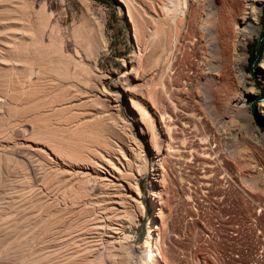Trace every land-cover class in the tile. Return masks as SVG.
<instances>
[{"label": "rangeland", "instance_id": "rangeland-1", "mask_svg": "<svg viewBox=\"0 0 264 264\" xmlns=\"http://www.w3.org/2000/svg\"><path fill=\"white\" fill-rule=\"evenodd\" d=\"M105 1L0 0V264H66L80 256L78 264H143L151 231L162 264H174L175 251L167 246L171 229L191 235L205 261L203 255L214 252L216 263L207 264H222L231 230L248 247L258 243L264 250V149L253 140L249 120L228 111L231 91L218 107L216 87L200 80L207 48L197 55L194 44L202 38L196 8L203 0ZM229 15L224 9L204 21L230 28ZM261 26L248 44L247 72L257 95L247 105L264 134L255 120L264 121V44L258 61L255 52L264 36V7ZM203 88L210 107L202 103ZM33 91L35 98L18 100ZM40 103L46 105L35 107ZM186 115L188 127L182 124ZM42 117L48 122L40 130ZM56 129L78 133L73 146L82 147L80 158L57 152L51 139ZM135 144L147 161L159 155L157 182L149 171L138 176ZM83 181L90 196L71 206L81 231L63 236L65 225L55 228L46 241L56 246L44 250L47 244L37 239L53 205ZM199 183L212 189L202 193ZM58 206L67 209L61 201ZM87 209L94 210L85 216ZM126 211L140 220L120 232ZM183 217L197 221L181 224ZM19 224L23 232L9 233ZM65 244L75 249L60 257L71 258L54 260Z\"/></svg>", "mask_w": 264, "mask_h": 264}, {"label": "bare ground", "instance_id": "bare-ground-1", "mask_svg": "<svg viewBox=\"0 0 264 264\" xmlns=\"http://www.w3.org/2000/svg\"><path fill=\"white\" fill-rule=\"evenodd\" d=\"M197 2H198V0L196 1V3ZM202 2H203L202 5H199L197 3L198 5L196 8L197 9L196 11H197L198 15L200 16V19L202 20V24H203V26L201 28L202 29L201 30L202 31V38H201L200 42H196L194 44V50H195V53L197 55H198V53H199L198 51H200V48L202 45H204L207 48L206 49L207 50L206 51L207 57L205 58V60L203 62L205 64V66L203 65V68H205V69H203L204 72H203V75L200 76V80L201 81L202 80L207 81L211 85H214L216 87L215 91H214L216 94H214V95H215V100H216V104L218 107L220 105L222 106V104L224 105V103H223V102H225L224 96L228 97L225 95L227 93L226 91L227 90L231 91V92L229 91L230 97H229V104H228L229 110L228 111H231V113L241 114L242 116H244V118L249 120V123L253 129V130L252 129L251 130L254 131V135H252L253 140L256 143L261 144L263 146V149H264V134H262L261 131L251 122L253 120V118L250 117L249 106L247 105L248 101L251 100V98L253 96L257 95V92L254 91V88H255L254 87V80H253L252 76L247 72V66L249 63L248 44L253 39V37L255 35H260L261 32H263L262 26H261V16H262V11H263V7H264V0H236V2L233 0H203ZM224 9H227V13L229 12V14H230L229 15L230 16L229 21L231 22L230 28L227 26H221L220 29L218 30L215 28L214 29L211 28L210 25H209L210 26L209 27L208 24H206L207 22L205 23L204 20H206V19H210V18L220 16ZM224 12H223V14H224ZM222 17H225V16L222 15ZM222 17H221V21L223 20ZM222 24H224V23L222 22ZM25 53H26V51H25ZM159 55L157 56V58L159 57ZM33 65H34V63H33ZM65 69H67V68H65ZM261 69L262 70H261L260 77H261L262 81L264 82V65L261 67ZM28 72H29V69H28ZM23 74H25V71L23 72ZM28 75H29V73H28ZM40 75H41V73H40ZM26 79H28V78L26 77ZM36 86L37 85H35V87ZM37 91H38V89H37ZM200 92L199 93L201 94L200 96L202 98V103L205 104L207 107H210L209 104H207V102H205V99H207V96H208L207 93H209L208 90L206 88H203V90ZM35 93H36V91H33L31 94L20 95V97H17V98H18V100H22L23 97H25V98L30 97L32 99L36 95ZM37 94L39 95L40 93H37ZM119 98H120V95L119 94L116 95L115 99L113 98V102H117V100H119ZM42 102H43V99H42ZM29 104H31V103L29 102ZM31 105H33V104H31ZM45 105H46V103H43V104L40 103V104H36L35 107L39 106V109H41L42 106H45ZM132 107H133V110L136 111V104L134 102H133ZM260 113L264 117V104L261 106ZM36 116H40V115H36ZM188 117L189 116H187V118L184 119V120H187V121H184L185 123L182 122V124L187 125V127H188V123H190V122H188L189 121ZM47 120H48V118L46 119L43 117L40 119V121L38 120L40 122V125L38 124L40 126L39 127L40 130H42V128H44V126L46 127V125L43 126L42 123L48 122ZM65 120L67 121L68 119H65ZM36 121H37V119H36ZM49 131L51 132L50 129H49ZM54 132H55V130H54ZM77 134L75 135L74 132L72 134V132H68V130H66L65 132H61L60 130L57 131V129H56V133H55V135H53V138H51V139L53 140V142L55 144L57 152L61 153V155L63 154V155H67V156L71 157L72 160H73V158H75V159L80 158L79 154H80V150L82 147L79 146L77 148H74L75 146H73V145H75V140H76L75 136H77ZM47 135H49V134H47ZM81 136L82 135H80L79 137H81ZM45 137H47V136L45 135ZM77 139H79V138H77ZM80 140H82V139H80ZM79 142H81V141H78V143ZM135 145H137L136 146L137 148L135 149V152H136L135 156L139 160V167H137L138 171H139L138 176L142 175V173H144L145 171L146 172L149 171L150 173H153L155 171L154 166L158 165L157 162L159 161V159H158L159 155H157V156L152 155L150 157V159L147 161V159L144 158L145 154L142 155V150H141L142 145L141 144H139V146H138V144H135ZM82 150H84V149H82ZM224 163H226V162H224ZM229 171H231V170H229ZM153 175L155 176V177H153V180L155 182H157L156 181V173L155 174L153 173ZM58 179H57V183H58ZM55 181H56V179H55ZM86 184H89V183L83 181V182L77 183V185L74 186L73 188L67 187L65 192H64V195L61 194L62 198L60 196L61 199L60 198H59L60 200L57 199L59 202L58 204H60V201L62 204H65V207L67 208L66 211L60 210V208H58L59 207L58 204L53 205V207L48 205L50 208L52 207V210H54V213L52 214L53 218L52 217H51V219L49 218V220L43 225V227H44L42 229L43 230L42 231L43 236L38 237V239H37L38 243H41V244L46 243L47 244L48 241H49V243L52 241L55 242L54 239H51L48 241H46V240L49 239L52 235H54L56 233L54 231L55 228H58V230H59L60 228H63V225H65L64 229H62L61 231L59 230V233L63 236H67L70 233L77 231L78 228L80 230V225L78 224L79 222H77L78 221L77 219L73 220V223L76 222L75 224L72 223V219L74 218L72 215L74 209H72L71 206H73L79 202L83 203L82 201H84L86 198L88 199L90 194H89L88 189H87L88 187L86 188ZM153 185L154 184H152V182H151V186H153ZM135 188L137 190V196H139L140 192H139L137 181H135ZM156 196L157 195L154 193L153 197L151 198L153 201V205L156 203V200H155ZM133 198H134V200L139 202L138 197H133ZM157 203H158V201H157ZM46 208H48V207H46ZM155 208H156L155 213L157 214L158 209H157L156 205H155ZM159 208H160V206H159ZM89 210H90V207H89ZM89 210L87 209L84 211L85 216L90 212L93 213L92 211L94 209H92V211H89ZM65 215L70 217V219H71L70 223H68ZM74 216H76V215H74ZM177 216H179V214L176 215V219L178 218ZM123 217L125 218V221L123 219H122V221H121V219L118 221L121 223L120 228L118 229L120 232H124L126 229L134 228V225H136V222H138L140 220L137 218V216H135V214L133 215V213H131L129 211L128 212L126 211V213L123 214ZM154 217L156 218L157 215H155ZM180 217H181V214H180ZM114 219H116V218H114ZM178 221H179V219H178ZM148 224L151 226L152 222L149 221ZM14 225H16V224H14ZM24 225H26V222ZM24 225L19 224L15 228H11L9 233H11V232L13 233L15 230H17L19 228L21 229L20 232L21 231L23 232L22 229H23ZM9 227H11V226H9ZM65 228H67V230H65ZM151 232L147 236L146 243L143 246V252H142L143 256H144L143 264H162V261L160 260V259H162V257L159 256V253H156V250H157L156 245H158V247L160 245L159 244L155 245L156 240L154 241V237L152 236ZM48 245L49 244H47L45 249L43 247V249L46 250V248L48 249L49 247L52 248V247L56 246V244H52L50 246H48ZM65 246H66V244H65ZM63 249L64 250H61L59 255L56 256L55 254H53L54 257L51 255L54 260L57 258L60 259L61 261L64 260V261H62V263L68 261L71 257L68 259V256H64V258L67 257L66 258L67 260L65 261V259L62 256L66 255L65 253H67L69 251L71 252L72 250H74L75 247L73 246V244H68L65 248L63 246ZM55 253L57 254V252H55ZM41 255H42V253H41ZM60 255H62V256L60 257ZM160 255H162V254H160ZM48 257H50V256H48ZM51 258L50 259L47 258V259L53 261ZM61 258H63V259H61ZM83 258H84V256H82V257L80 256L79 259L75 258L76 261H74L75 260L74 259L72 261H69L66 264L76 263L77 260H79V262L82 263ZM47 259H46V262H47ZM164 260H166V259H164ZM48 262H50V261H48ZM19 264H25V263H23V261L21 260V262ZM33 264H43V262L38 261V262H34ZM57 264H61L60 261ZM76 264H78V263H76ZM163 264H166V263H163Z\"/></svg>", "mask_w": 264, "mask_h": 264}, {"label": "built area", "instance_id": "built-area-1", "mask_svg": "<svg viewBox=\"0 0 264 264\" xmlns=\"http://www.w3.org/2000/svg\"><path fill=\"white\" fill-rule=\"evenodd\" d=\"M226 180H223L224 185H227ZM199 191L202 193H208V189H212L211 185L205 183L198 184ZM179 221L186 223L187 225H193L197 219L186 220L181 218ZM237 232V231H236ZM234 230L226 233V245L221 252V263L222 264H264V250L257 243L256 246L248 244L249 247L242 241L240 236ZM207 238L208 236L205 235ZM190 238V241L187 240ZM168 245L175 251L174 264H207L214 262L216 259L214 252L211 256H205L208 261H205L202 256L196 251V242L192 239L191 235H185L178 230H170L168 236ZM189 241V242H188Z\"/></svg>", "mask_w": 264, "mask_h": 264}, {"label": "trees", "instance_id": "trees-1", "mask_svg": "<svg viewBox=\"0 0 264 264\" xmlns=\"http://www.w3.org/2000/svg\"><path fill=\"white\" fill-rule=\"evenodd\" d=\"M105 2H106V4L111 3L110 0H106ZM263 44H264V36L260 39L258 50L255 51L256 54H257L256 61H258L260 59V57H261V54H262V51H263ZM255 120L257 122V125H263L264 124V121L262 119H260L258 116H256Z\"/></svg>", "mask_w": 264, "mask_h": 264}]
</instances>
